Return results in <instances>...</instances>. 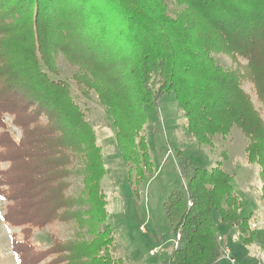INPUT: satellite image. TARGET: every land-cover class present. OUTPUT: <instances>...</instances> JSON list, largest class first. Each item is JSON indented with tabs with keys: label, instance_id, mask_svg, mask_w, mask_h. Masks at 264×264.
<instances>
[{
	"label": "trees",
	"instance_id": "16d2710c",
	"mask_svg": "<svg viewBox=\"0 0 264 264\" xmlns=\"http://www.w3.org/2000/svg\"><path fill=\"white\" fill-rule=\"evenodd\" d=\"M57 52L79 66L78 87L95 90L113 118L133 185L154 173L142 133L145 106L158 109L174 93L183 127L200 146H212L234 126L249 138L247 161L261 168L264 202V0H0V163H8L0 169V196L7 201L3 220L23 234L11 239L18 264L124 262L114 256L113 227L99 231L110 212L97 130L60 78ZM219 52L235 66L218 64ZM6 116L20 128L19 139ZM174 152L188 180L164 203L181 237L163 264H216L223 248L215 214L252 244L254 212L242 215L235 174L223 161L200 166L183 150ZM77 175L85 188L74 196L70 178ZM72 220L76 239L56 237L46 249L31 242L35 228ZM85 227L94 238H79Z\"/></svg>",
	"mask_w": 264,
	"mask_h": 264
},
{
	"label": "rangeland",
	"instance_id": "374dc122",
	"mask_svg": "<svg viewBox=\"0 0 264 264\" xmlns=\"http://www.w3.org/2000/svg\"><path fill=\"white\" fill-rule=\"evenodd\" d=\"M218 64L224 68L235 66L233 60L226 53L214 54ZM246 63L245 60H241ZM55 65L60 72V78L66 79L71 85V95L86 112L98 134V144L102 146L105 165L109 173L102 179V188L109 201V216L105 223L99 225L103 231L106 225L114 229L115 258H123L119 264H163L164 259L176 247L173 227L167 218L164 203L172 191L183 189L187 183V176L182 171L180 161L174 150L179 148L188 154L200 166L216 164L223 161L224 169L235 174L233 180L236 193L244 200L245 207L242 214L248 216L254 212L252 224H257L255 242L245 245L237 236L236 227L224 224L220 216L215 214L219 235L225 237L232 253L222 251V257L216 264H264V202L261 200L263 182L260 176L261 168L258 164L247 161L246 147L249 138L234 126L231 133L224 137L216 135L212 146H200L189 136L183 125L187 122L177 107L175 94H165L159 108L146 105L148 116L144 133L147 136L150 153L154 163V173L151 178L130 182V164L125 165L117 146V128L113 125V118L106 107L100 102L99 94L91 89L84 94L78 87L75 74L79 66L70 62L63 52H57ZM244 88L250 91V85ZM257 105L259 103L256 102ZM8 128L16 139L21 137L20 128L12 124V117L6 116ZM227 154V158L223 153ZM87 158L76 161L77 165L85 166ZM8 163H0L4 169ZM135 169L133 176H135ZM69 193L81 195L85 188L82 175L70 178ZM7 201L0 196V264H18L12 251V236L16 234L22 239L21 227H13L3 220ZM79 227L75 221H56L42 229L35 228L31 242L37 249H46L53 245L54 238L62 241L74 240L78 237ZM83 236L79 238L92 239L95 236L82 229ZM239 232V231H238ZM263 253L260 257L259 254ZM229 256V257H228ZM234 259L232 261L231 259ZM47 260L40 264H45Z\"/></svg>",
	"mask_w": 264,
	"mask_h": 264
},
{
	"label": "crops",
	"instance_id": "0c3cea01",
	"mask_svg": "<svg viewBox=\"0 0 264 264\" xmlns=\"http://www.w3.org/2000/svg\"><path fill=\"white\" fill-rule=\"evenodd\" d=\"M224 166V165H223ZM243 215V214H242ZM255 217V216H254ZM253 217V218H254ZM253 220V219H252ZM219 227V226H218ZM251 227L252 228H257L258 226H257V224H252V221H251ZM232 229H234L233 227H232ZM237 229V228H236ZM237 236H239V232H238V230H237ZM220 237V241H221V243H222V248H224V250L227 252V254H229V253H232V250H231V248L229 247V243L226 241V239H225V237L224 236H222V235H220L219 236ZM241 240V239H240ZM254 242H255V239H254ZM253 242V243H254ZM252 243V244H253ZM251 245V244H250ZM263 255V253H260L259 254V256L261 257ZM229 257V256H228ZM261 259H263L264 260V257H261Z\"/></svg>",
	"mask_w": 264,
	"mask_h": 264
},
{
	"label": "built area",
	"instance_id": "2783aa9c",
	"mask_svg": "<svg viewBox=\"0 0 264 264\" xmlns=\"http://www.w3.org/2000/svg\"><path fill=\"white\" fill-rule=\"evenodd\" d=\"M188 204H189V205H192V202H191V201H188ZM180 237H181L180 234H178L177 237H176V240H175V242H176V243H175V246H176V247L179 245ZM219 238H220V237H219ZM231 260L234 261L233 258H232Z\"/></svg>",
	"mask_w": 264,
	"mask_h": 264
}]
</instances>
